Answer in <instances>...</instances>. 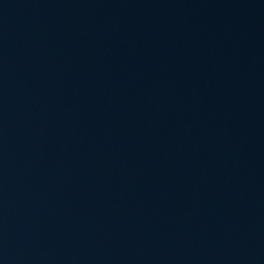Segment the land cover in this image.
<instances>
[{
    "label": "water",
    "instance_id": "95a60500",
    "mask_svg": "<svg viewBox=\"0 0 264 264\" xmlns=\"http://www.w3.org/2000/svg\"><path fill=\"white\" fill-rule=\"evenodd\" d=\"M0 264H264V0H0Z\"/></svg>",
    "mask_w": 264,
    "mask_h": 264
}]
</instances>
